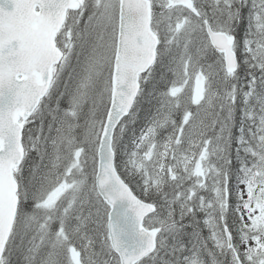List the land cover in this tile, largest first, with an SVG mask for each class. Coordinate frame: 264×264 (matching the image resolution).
I'll list each match as a JSON object with an SVG mask.
<instances>
[{
    "label": "snow or ice",
    "instance_id": "1",
    "mask_svg": "<svg viewBox=\"0 0 264 264\" xmlns=\"http://www.w3.org/2000/svg\"><path fill=\"white\" fill-rule=\"evenodd\" d=\"M0 264H264V0H0Z\"/></svg>",
    "mask_w": 264,
    "mask_h": 264
}]
</instances>
